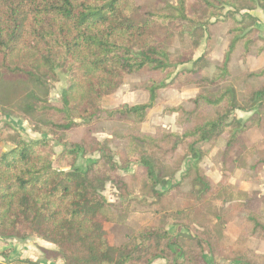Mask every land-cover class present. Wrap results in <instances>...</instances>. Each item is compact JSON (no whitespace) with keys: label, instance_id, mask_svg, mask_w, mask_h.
<instances>
[{"label":"trees","instance_id":"trees-1","mask_svg":"<svg viewBox=\"0 0 264 264\" xmlns=\"http://www.w3.org/2000/svg\"><path fill=\"white\" fill-rule=\"evenodd\" d=\"M142 9L138 0H0V106L62 147L54 159L48 139L12 136L11 147L0 149V239L39 237L57 248L63 264H208L206 254L237 264H264V255L244 244L249 238L264 241V216L250 208L256 195L233 191L223 180L212 182L203 167L225 135L223 160L238 148L241 166L251 160V170L264 168V141L251 147L243 141L247 131L264 124V66L235 77L229 68L238 46L237 60L243 63L257 44L256 56L264 53V37L252 16L256 11L264 16V0H164L159 9ZM229 20V43L211 77L202 74L209 66L205 54L170 56L171 24L186 28L189 33L181 38H191L196 48L204 37L208 43L212 26ZM187 64L192 67L178 71ZM144 69L161 76L146 83V103L102 108V99L114 94L125 77ZM59 70L68 85L53 105L47 97ZM186 86L197 91L191 107L169 109L180 132L159 127L143 132L158 92ZM236 111L252 114L239 121ZM102 122L125 128L119 137L100 142L90 132ZM71 132L78 135L67 143L63 137ZM2 137L0 129V144ZM115 139L123 147L113 151L109 144ZM79 159L85 164L78 165ZM132 165L141 169L137 195L131 176L120 174ZM182 167L179 181L172 182ZM185 180L192 185L187 194L180 191ZM107 184L117 192L114 203L103 196ZM176 198L195 204L172 212ZM213 200L227 206L213 215V226L202 225L198 218ZM141 206L154 208L161 223L137 231L130 244L110 246L100 226L119 224L123 214ZM169 220L186 234L168 233ZM234 221L240 235L234 246H225L220 234Z\"/></svg>","mask_w":264,"mask_h":264},{"label":"rangeland","instance_id":"rangeland-1","mask_svg":"<svg viewBox=\"0 0 264 264\" xmlns=\"http://www.w3.org/2000/svg\"><path fill=\"white\" fill-rule=\"evenodd\" d=\"M138 2L142 5L143 7V11H151L154 9H159L160 7H162L164 0H138ZM232 27V21L229 20L226 23L223 24H219V25H214V27L212 26L210 28V40L208 41V43L205 42V37L198 42V46L196 48L193 47V44L191 43V38L189 37H182L181 36H185L183 35L184 33L188 34L189 31H187L186 28H181L179 22H177L176 24H171L170 25V29H171V35H172V41L171 43H169L168 45V51L170 53V56L172 57V59H178L181 57H186L185 54L191 52L193 54L194 59H197L198 57H200V55H204L205 51H209L211 49V52H209L208 54H205V56L208 58L209 56H211L212 61L216 62L220 59L221 54L223 49L226 46V37H227V31L229 30V28ZM212 37H214L216 39V42L214 44H212ZM259 45H255L254 47L251 48V53L254 54L257 47ZM213 47V48H212ZM241 51V47L238 46L232 56V63H231V67L230 68V74L232 77L237 76L238 74H240V70L241 72L245 69L241 67L240 61L236 60V57L238 56V54ZM206 58V60H207ZM252 59V58H251ZM249 60V59H248ZM247 60V67L249 68V62ZM208 61V60H207ZM238 61V62H237ZM250 61V60H249ZM209 63V61H208ZM222 62L217 63L216 66H219ZM258 63V67L264 65L263 63H261V61H256L255 60V64ZM210 66V64H209ZM208 66V68H209ZM191 64H187L184 66H179L178 67V71L182 70V69H189L191 68ZM214 67V68H215ZM246 67V68H247ZM251 67H255V66H251ZM207 69L203 70L202 74L205 75L206 77H211L215 71H213V73L211 75H208L207 73ZM217 68V67H216ZM58 74V81L55 84L50 85V89H49V93H48V100L51 104L53 105H57L58 104V100L60 98V93L63 89H65L68 85V78L66 75L62 74L60 72V70L57 72ZM160 74L157 72H152L148 69H144L142 71H140L139 73H136L134 75L131 76H127L123 79L121 86L118 89H121L120 91H127V90H144V87L146 85V83L148 82V80L150 79H160ZM188 87H192L194 88V86H186V87H182L181 89L178 90H174V89H162L160 91H162L164 94L160 95V105L163 106L162 108V113L166 114L167 116L169 115H174L175 116V121H176V115L174 113L169 112V109L175 108V107H183L182 104L177 102L178 96H174L172 97V95L169 97L175 101L173 103L168 104L167 102L165 103V97L168 98V92L171 91H177V93H179V91H181L182 89L188 88ZM28 91V88H26ZM117 89V90H118ZM195 89V88H194ZM196 90V89H195ZM239 90V89H238ZM145 91V90H144ZM159 91V92H160ZM146 92V91H145ZM159 92H158V96H159ZM197 92V91H196ZM116 93V92H115ZM114 94H112L111 96L108 97H104L101 101V106L104 109H113L115 107H117L118 105H120L119 102H116L114 100H112V102H107L109 97H112ZM164 95V96H162ZM179 96H181V93L179 94ZM105 99V100H104ZM103 100H104V104H103ZM158 100V97H157ZM156 100V103H157ZM192 100V99H191ZM190 100V101H191ZM189 101L190 107H191V103ZM125 105V104H123ZM140 105V104H139ZM111 106V107H110ZM129 106H133V105H129ZM155 108V107H154ZM185 108V107H183ZM146 121V119H145ZM144 121V122H145ZM154 123V120L152 121ZM152 122L150 123V126H148V130L144 131L143 130V124L141 126V130L145 133H148V131H153L154 128L159 127L161 128L164 132H171L170 130H166L164 128H162L161 126H156L154 124H152ZM172 125V122H171ZM176 125V123H175ZM179 130L178 131H172L171 133H179L180 132V127L178 125H176ZM125 126L120 124V123H115V122H102L97 124L92 131L90 132V135L94 138H96L98 141L100 142H104L107 139H110L111 137H119L123 130H124ZM0 129L3 130V137H2V143L0 144V149L1 152H5L7 151L10 147H11V141H10V137L14 136H18L20 138H22L23 140H38V139H48L50 144L53 147V153H54V159L60 154V152L62 151V147L56 145L55 143H53V141L51 140V138L44 132V133H38V132H34L32 126H28L27 122H24L21 119H18L14 116V114H12L11 110H4L3 106H0ZM151 133V132H150ZM78 133L76 132H71L66 134L63 138L65 141H67V143L69 141H71L74 136H77ZM68 147V145H67ZM109 147L113 150L116 151L117 149H121L123 147V141H120L118 139L113 140L110 144ZM94 157L96 158L97 156L94 155ZM86 159H79L77 161L78 165H83L85 164ZM184 171V168L182 167L181 171L176 174L174 180L172 182H178L180 179V176L182 174V172ZM121 175H129L131 176V187L132 190L134 191L135 195L138 194V189L141 187V169L138 165H132L129 167V169L127 171L124 172H120ZM190 183V180H185L182 185H181V189L180 191L182 193H190L192 191V185ZM190 186V187H189ZM103 196L104 198L111 203H114L117 200V192L115 191V189L107 184L104 191H103ZM180 201V206L178 204V202ZM194 202H190L185 200L184 198H176L174 203L171 205V211L175 212V211H181V210H189L192 205H194ZM227 206V203H222L221 200H213L210 202H207L205 204V206L203 207L202 210V215L199 216V222L202 225H214L215 224V218L213 215L216 214H220L224 208ZM149 209L152 214L156 217L154 218V225H149L150 227H155L158 226L161 223V215L156 214L155 213V209L152 207H145V206H141V207H135L133 209V212H130L129 214H123L120 218V220L122 221L119 224H109V223H104L102 224V226H100L99 230L102 233V235L104 236L105 240L107 241V243L110 245L108 238L109 235L112 233L111 228L109 229V231L104 230V227H111V226H124V224L126 223L127 218L129 219L130 216L135 215L136 213H140L144 210ZM232 223V222H230ZM228 223V224H230ZM144 227H148V226H144ZM144 227H140L137 228L136 227H131L128 228L125 226L124 228H115L117 232H119L122 236L124 233V237L123 240L121 242L120 245L121 246L123 244H130L132 243V240L134 238V235L137 231H139L140 229L144 228ZM169 227H174L175 228V232L172 233L171 235H176L177 233H182V234H186L184 229H178L175 224H173V221H168L167 225L165 226L166 231L169 233L168 229ZM225 227V226H224ZM223 227V230H224ZM194 231L198 230V228H195V226L191 227ZM223 230L220 234V239H221V243H222V237H223ZM116 231H113L114 233H117ZM223 244V243H222ZM224 245V244H223ZM111 246V245H110ZM118 246H112V247H118ZM227 246V245H225ZM215 250V248H214ZM56 251L57 248L55 246H53L52 244L45 242L44 240H42L39 237L36 236H31L30 238H28L27 240H3L0 239V263L4 264L6 262H10V261H15V260H28L32 263H36V264H63V261L57 258L56 255ZM206 257H210L211 262H207V260H205L208 264H223L222 261H229L225 256H214L213 258H211V256H209L208 254L205 255V259ZM219 260V262H215V260L213 261V259ZM8 260V261H7ZM221 260V261H220ZM162 264H165V262L163 260H157L155 262H153V264H159L158 262H160ZM232 262V261H230Z\"/></svg>","mask_w":264,"mask_h":264},{"label":"crops","instance_id":"crops-1","mask_svg":"<svg viewBox=\"0 0 264 264\" xmlns=\"http://www.w3.org/2000/svg\"><path fill=\"white\" fill-rule=\"evenodd\" d=\"M252 16L257 19L254 28L259 31L260 36L264 37L263 13L260 11H256L252 13ZM229 38L230 37L227 35L225 40L226 46L223 49L221 57L218 61L213 62L211 56H209L208 58L206 57L210 64L207 70L208 75H211L214 69L218 67V66L215 67L214 65H216L219 62H222L225 50L229 43ZM215 42L216 39L212 37V44H214ZM205 52H207L205 54H208L209 52H211V49ZM247 60L250 64L249 68L247 67ZM255 60L261 61V63L264 64V53L260 54L259 56H256V53L252 54L250 52L246 57L244 63L240 61L241 67L245 68L242 72L254 71L264 66L262 65L258 67L257 66L258 63L255 64ZM232 62L233 61L231 60V63ZM231 63H230V67H231ZM252 65L255 67L254 68L251 67ZM242 72L240 70V73ZM120 90L121 89H118L112 97H109L107 99L108 100L107 102H112V100H114L116 102H119L120 104L139 105V104H144L148 101V94L144 90H127L124 92ZM180 93L181 96H179ZM161 94L164 93L162 91L159 92V96L155 108L151 110L146 117V121L144 122L142 127L144 131L149 129L148 126H150V123L153 120L154 123L152 122V124L156 126H161L162 128L166 130H170L171 132L172 131L175 132L179 130V128L175 125V116L174 115L167 116L166 114L162 113L163 106L160 105V101H159ZM195 94H196V90L192 87H188L182 89L181 91H179V93H177V91L168 92V98L165 97L164 101L165 103L167 102L168 104L173 103L175 101L172 99V97L178 96L177 102L182 104V106L185 107V109H189L190 108L189 101L194 98ZM171 95L172 97L169 98ZM104 100H103V104H104ZM251 114L252 113H244V112L236 111L234 112V117L239 121H244L248 119L251 116ZM150 132L152 131H148V133ZM226 140H227V136L225 135L222 136L216 143L215 147L210 152L208 158L204 161L203 167L206 172V175L214 183L223 180V183L226 184L228 187H230L233 191L244 193L248 196L256 195V198L252 201L250 208L253 212L261 213L264 216V168L258 172L251 170L249 167L251 164V160L247 161L246 167L241 166L238 163V158L241 153L238 148H234L231 152H229L228 156L223 160L222 153L226 145ZM243 141L246 147H251L258 142L264 141V124L260 128H255L247 131L243 135ZM179 203L180 201L178 202V204ZM154 218L156 217L152 214V212L149 209H147L140 213H136L133 216H130L129 219L127 218L124 226L104 227V230L109 231L110 228L112 230L111 231L112 233L109 235L108 238L110 245L111 246L120 245L125 234L124 233L122 236H120L121 234L117 232L115 228L125 229L126 226L128 228L136 227L137 229L144 226L154 225L155 224ZM113 231H116L117 233H114ZM168 231L170 234H172L175 232V228L169 227ZM239 235H240V227L238 226L237 221L227 224L223 230L222 243L227 246H234L237 242ZM244 244L246 248L253 251L254 253L259 255H264V241H259L249 238L245 241ZM206 260L207 262H211L210 257H206ZM214 260L215 262L216 261L219 262V260H216L215 258L213 259V261ZM158 263L162 264L161 261ZM222 263L237 264L236 262H230V261H226V262L222 261Z\"/></svg>","mask_w":264,"mask_h":264}]
</instances>
